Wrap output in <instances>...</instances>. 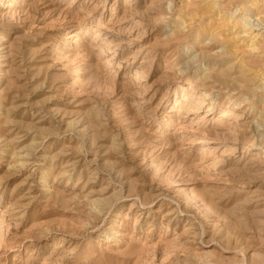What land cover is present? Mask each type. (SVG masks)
<instances>
[{
    "label": "rangeland",
    "instance_id": "1",
    "mask_svg": "<svg viewBox=\"0 0 264 264\" xmlns=\"http://www.w3.org/2000/svg\"><path fill=\"white\" fill-rule=\"evenodd\" d=\"M0 264H264V0H0Z\"/></svg>",
    "mask_w": 264,
    "mask_h": 264
},
{
    "label": "bare ground",
    "instance_id": "2",
    "mask_svg": "<svg viewBox=\"0 0 264 264\" xmlns=\"http://www.w3.org/2000/svg\"><path fill=\"white\" fill-rule=\"evenodd\" d=\"M241 33H244L246 35H250V32L248 30H246V28H243V31H241L240 33H238V37L240 36ZM251 36V35H250ZM256 37L251 38L252 40H254ZM257 80V79H256ZM231 114H228V116H224L223 118H228L231 117Z\"/></svg>",
    "mask_w": 264,
    "mask_h": 264
}]
</instances>
